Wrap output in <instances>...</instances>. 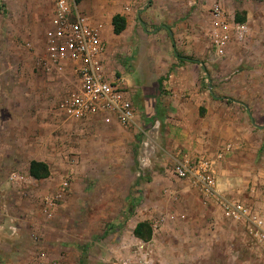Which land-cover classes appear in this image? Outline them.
Returning a JSON list of instances; mask_svg holds the SVG:
<instances>
[{
  "label": "rangeland",
  "instance_id": "1",
  "mask_svg": "<svg viewBox=\"0 0 264 264\" xmlns=\"http://www.w3.org/2000/svg\"><path fill=\"white\" fill-rule=\"evenodd\" d=\"M77 4L0 0V236L10 262L218 263L234 257L229 242L218 243L222 226L234 230L233 253L244 260L255 242L239 224L216 223L199 188L172 174L160 141L178 137L168 125L185 116L193 126L184 136L209 153L230 144L263 167L264 0L132 4L146 6L145 26L111 35L101 63L126 83L131 127L62 107L77 78L71 64L43 54L60 5L73 12ZM31 160L49 175L31 177ZM142 221L153 228L147 242L133 235Z\"/></svg>",
  "mask_w": 264,
  "mask_h": 264
},
{
  "label": "built area",
  "instance_id": "2",
  "mask_svg": "<svg viewBox=\"0 0 264 264\" xmlns=\"http://www.w3.org/2000/svg\"><path fill=\"white\" fill-rule=\"evenodd\" d=\"M56 30L44 52L45 59L67 62L78 81V90L62 105L75 118L85 113L95 115L104 124L116 123L131 127L136 123V108L127 92L122 77L106 72L103 62L105 47L87 18L60 5L54 19ZM229 146L225 147L228 150ZM223 151L214 159L205 157L177 160L173 173L177 178L187 179L197 186L205 197L215 199L223 215L244 225L248 237L264 243V215L241 201L227 198L216 189L214 166Z\"/></svg>",
  "mask_w": 264,
  "mask_h": 264
},
{
  "label": "crops",
  "instance_id": "3",
  "mask_svg": "<svg viewBox=\"0 0 264 264\" xmlns=\"http://www.w3.org/2000/svg\"><path fill=\"white\" fill-rule=\"evenodd\" d=\"M136 3H138V0H82L78 2L71 13L72 16H74L77 12L87 18L89 24L97 32L102 46L107 48L108 43H110L109 40L111 39V35H115L112 25V18L114 16L119 15L124 19L125 27L123 31L135 27L137 23H140L142 27L145 26L142 14H144L147 8L143 6L142 8L133 9L132 4L135 5ZM154 31H156V29ZM175 57L178 56L175 54ZM193 62L197 63L198 61L193 60ZM106 72L110 73L109 70ZM184 117L185 116H183L182 119L172 121L171 124L175 126L168 125L169 130L167 129L166 134L173 135L176 132L178 133V137L175 139L165 137L160 141L164 158L173 157L174 162L199 156L214 159L220 151H223L222 158L216 160L214 166L217 191L227 198L243 202L264 215V165L263 167H260V165L254 166V162H251L250 159V156L255 157L256 154L250 153L251 155L247 154L246 156H240V154L235 151L234 146L226 143L222 144L219 149L217 147V150H213L209 153L202 142L197 141L193 137L187 138L184 136L188 133L191 135L189 127L192 125V121ZM226 146H229L228 150H225ZM253 153L256 152L253 151ZM165 155H167V157H165ZM172 174L174 175L173 171ZM176 179L179 180L180 178L176 177ZM200 194L201 204L206 205L208 203L217 211V213L213 215L216 223H219L220 220L221 223L227 225H233V223H235L241 225L245 230L241 222H235L223 215L222 209L215 199L205 197L202 193ZM243 233L247 235L245 231ZM216 236L218 237L219 244H223L224 241L225 243L229 242L227 250L230 252V255L234 257H227V260H222V258H220L218 263L211 262L210 264H236V262H238V264H264V243L255 242L253 246L247 247L243 260L239 252L237 258L233 253L234 246L230 241L235 240L234 230H224L222 226L221 231L218 230V232H216ZM2 238L3 237L0 236V255L1 257L3 256L0 260V264H16L15 262H10V250L7 248V250L2 249L4 245V243L2 245L1 242Z\"/></svg>",
  "mask_w": 264,
  "mask_h": 264
},
{
  "label": "trees",
  "instance_id": "4",
  "mask_svg": "<svg viewBox=\"0 0 264 264\" xmlns=\"http://www.w3.org/2000/svg\"><path fill=\"white\" fill-rule=\"evenodd\" d=\"M76 2H79V0H76ZM235 19L236 22L244 21V17L240 15H237ZM112 25H113V33L115 35H119L124 30L125 21L122 17L116 15L112 18ZM187 60H192V59H187ZM28 171H29V175L36 180L46 178L49 175L47 164L37 160L30 161ZM152 234H153V229L148 221L138 222L133 229V235L136 238L143 240L144 242L149 241L152 238Z\"/></svg>",
  "mask_w": 264,
  "mask_h": 264
}]
</instances>
